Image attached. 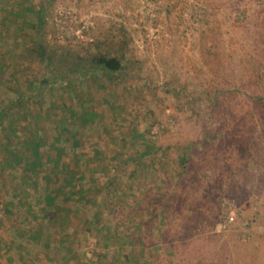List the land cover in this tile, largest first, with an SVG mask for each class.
Listing matches in <instances>:
<instances>
[{
    "label": "rangeland",
    "instance_id": "374dc122",
    "mask_svg": "<svg viewBox=\"0 0 264 264\" xmlns=\"http://www.w3.org/2000/svg\"><path fill=\"white\" fill-rule=\"evenodd\" d=\"M43 13L49 49L124 39L126 53L108 71L14 52L3 83L36 95L14 106L16 133L34 124L41 151L84 137L95 206L43 212L45 186L65 188L56 160L32 193L0 132V264H264V0H51ZM29 203L43 206L32 219Z\"/></svg>",
    "mask_w": 264,
    "mask_h": 264
},
{
    "label": "trees",
    "instance_id": "16d2710c",
    "mask_svg": "<svg viewBox=\"0 0 264 264\" xmlns=\"http://www.w3.org/2000/svg\"><path fill=\"white\" fill-rule=\"evenodd\" d=\"M125 45L126 41L124 39H121L119 45L117 46L108 43L104 48L97 46L98 49L95 52L78 56L68 54L66 49L57 51L56 49H49L48 47L39 42H35L30 43L28 45H24L18 55V58L26 62H36L40 59H45L48 64H54L57 66L72 62V64L76 65L79 69H87L94 65L95 67L108 71H118L123 67V57L126 53V49L124 48ZM3 73H5L6 79L2 78ZM11 73L13 74V68L10 67L9 64L3 62L0 63V132L2 133V136L5 135V137H3V140H5V142L1 144L3 147L4 155L3 164H7L10 166L15 165L13 167L18 168L21 172L19 173L21 178V184H31V188H33L32 193H35L34 189H36L35 187H37L38 185V178L43 176V178L47 179L48 172L52 171L53 169L51 166H49V161L51 159L46 157V155H48L46 152H43L45 153L44 159L40 157V147L43 145V142H41L40 140L43 139V136H41L40 134V137H36L35 135L33 136V134L35 133L33 123H30L33 124V128L29 129L26 134L23 132L22 129L21 131L17 130L16 133V129H18L16 128V126L19 127L20 122L16 125L15 122L17 119L20 121V115L16 116L14 114V110L18 111L17 109H15L14 106H17L18 103L23 106L27 103L30 104L32 101H36V95H32L31 93L28 94L24 90H21L18 91V93H15V96L13 97L11 92L8 91L11 89L3 83V81L6 80L8 83L9 81H11ZM28 83L30 87L27 86V89L32 88L31 80H28ZM3 89H5V91H3ZM15 92L17 91L15 90ZM22 98H25L24 102H20V99ZM39 105L41 104L39 103ZM10 133H15L13 135L19 138L17 141L18 147H13L14 145L11 143L12 140L10 137ZM41 171H45V173L42 174ZM33 184H35V186ZM49 188L52 189V187ZM54 190L55 189H53L52 192L48 191V193L44 194L45 199L47 200L45 202L44 208L43 206L36 207L35 205H31L30 203L27 205L28 212L25 211V213L29 215L30 219H32V215L34 216L36 214L35 212L38 210L39 207L43 208V212L44 209L48 208L46 204L50 203L51 200H54V193L57 194L56 192H54ZM68 198H71V200L73 201V198L71 196L67 197V199ZM33 206L36 207L34 211ZM72 210L73 209L71 208L66 209V214L61 218V222L69 218L70 213H72ZM47 219L50 220L51 215L50 217L48 216ZM26 220L29 219L26 218ZM88 222L89 220L86 221V224ZM25 230L29 231L28 237H30L32 234H37L40 229L36 227H30ZM17 247L23 253L28 251L26 247L24 248L19 244H17ZM21 264L26 263L23 262Z\"/></svg>",
    "mask_w": 264,
    "mask_h": 264
},
{
    "label": "crops",
    "instance_id": "0c3cea01",
    "mask_svg": "<svg viewBox=\"0 0 264 264\" xmlns=\"http://www.w3.org/2000/svg\"><path fill=\"white\" fill-rule=\"evenodd\" d=\"M50 1L0 0V63L9 64L13 68V74L15 72V63L18 59L16 58L17 54L14 52H20L24 45L35 42H39L49 48L50 45L47 43L48 35L45 34L43 36L42 27L44 26L45 18L43 11ZM2 78L6 79L5 73L2 74ZM73 110L74 108H69L70 112H73ZM61 129L66 130L63 127ZM63 141L64 144L60 147V152L57 151L58 148L50 147V145L47 146L50 148L48 152H46L48 148L43 151L40 150L41 152L39 151L41 158H45V153L43 152H46L48 154L46 155L47 158L56 160L55 164H57L59 174L63 176L62 186H65L63 191L57 190L55 185L45 186L48 189L47 191L52 192L55 189L54 192L57 193H54L55 198L51 202H54L57 206L58 204L55 201H61L63 204L58 205V208L67 209L73 207L74 213H76L82 202H87V204H90L89 207L93 209L95 205L93 206L92 193L88 191V187L92 183L91 181H86V171L88 169L83 168L82 161L85 162L93 157L95 159L97 156L93 152L90 154L83 153V144L86 143V140L84 137L78 136L75 130L70 133L65 132ZM65 147L67 148L65 149ZM49 177L48 175V180L45 179L48 184L52 182ZM49 187H52V189ZM70 196L73 201H71V198L67 199ZM43 198L45 199V196ZM92 221H94V217H92Z\"/></svg>",
    "mask_w": 264,
    "mask_h": 264
},
{
    "label": "built area",
    "instance_id": "2783aa9c",
    "mask_svg": "<svg viewBox=\"0 0 264 264\" xmlns=\"http://www.w3.org/2000/svg\"><path fill=\"white\" fill-rule=\"evenodd\" d=\"M233 218H234L233 215H230V216H229V219H230V220H232Z\"/></svg>",
    "mask_w": 264,
    "mask_h": 264
}]
</instances>
